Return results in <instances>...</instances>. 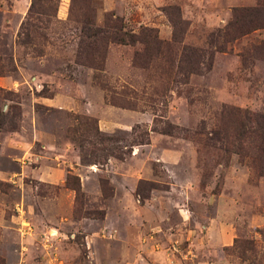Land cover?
Returning <instances> with one entry per match:
<instances>
[{
    "label": "rangeland",
    "instance_id": "obj_1",
    "mask_svg": "<svg viewBox=\"0 0 264 264\" xmlns=\"http://www.w3.org/2000/svg\"><path fill=\"white\" fill-rule=\"evenodd\" d=\"M35 1L0 0V264H264V0Z\"/></svg>",
    "mask_w": 264,
    "mask_h": 264
},
{
    "label": "trees",
    "instance_id": "obj_2",
    "mask_svg": "<svg viewBox=\"0 0 264 264\" xmlns=\"http://www.w3.org/2000/svg\"><path fill=\"white\" fill-rule=\"evenodd\" d=\"M58 1V0H57ZM37 2L35 1V0H31V3H30V9H29V12H30V10H31V8L33 7V5H35ZM40 12L41 13H45L42 9L40 10ZM85 22L86 23H91L90 21H88V20H85ZM104 23H105V21H104ZM114 27H116V24H114ZM83 28H85V33H87V31H89L90 30V27H86V26H84ZM100 30V29H99ZM226 30H228L227 29V27H226ZM100 31H102V30H100ZM224 32H226V31H224ZM132 39H133V36L132 35H127V39H124V38H122V37H119V36H115V35H113L112 37H111V40H113V41H118V42H123V41H127V42H131L132 41ZM218 49H219V47H218ZM188 51H190V54H186L185 55V58H184V61H186L187 63H194V62H196V59L195 58H192L191 57V54L192 55H195L196 54V50L194 49V48H188ZM190 69V71L191 72H195V69L196 68H194V67H190L189 68Z\"/></svg>",
    "mask_w": 264,
    "mask_h": 264
}]
</instances>
